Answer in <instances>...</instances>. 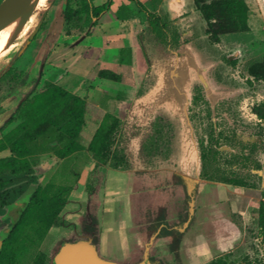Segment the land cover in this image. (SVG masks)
Masks as SVG:
<instances>
[{"label":"rangeland","instance_id":"1","mask_svg":"<svg viewBox=\"0 0 264 264\" xmlns=\"http://www.w3.org/2000/svg\"><path fill=\"white\" fill-rule=\"evenodd\" d=\"M46 1L0 55V135L15 124H5L15 99L35 82L41 89L51 81L78 96L86 90L81 97L118 118L114 158L101 165L84 149L57 159L56 143L35 155L40 191L70 192L61 193L59 221L42 238L25 223L5 249L1 243L0 264L39 259L55 264L69 244L115 264H207L219 258L227 264H264L258 220L264 201V118L254 113L264 115V81L247 72L264 55V0H246L249 31L223 36L240 49L228 57L239 61L235 65L225 59L210 64L202 57L195 37L206 30L205 20L194 0H188L190 11L175 17L167 13L168 0H137L146 12L134 0H92L96 8L106 6L96 21L84 13L82 0ZM147 13L157 22L153 28ZM189 14L195 19L177 22ZM190 28L195 37L181 39ZM189 39L198 64H172L176 56L169 49L179 50ZM8 64L26 84L9 79L11 74L7 78ZM102 70L117 78H101ZM98 125L87 117L82 145ZM201 142L210 148L204 174L212 180L203 176ZM221 178H239L253 188ZM200 184H207L205 193ZM8 212L14 222L18 210ZM2 227L8 235L9 224Z\"/></svg>","mask_w":264,"mask_h":264},{"label":"trees","instance_id":"2","mask_svg":"<svg viewBox=\"0 0 264 264\" xmlns=\"http://www.w3.org/2000/svg\"><path fill=\"white\" fill-rule=\"evenodd\" d=\"M134 1L145 11L137 0ZM194 4L206 22V33L212 41H217L220 35L247 32L250 29L249 7L244 0H194ZM82 10L89 19L96 21L106 10V6L96 8L92 0H82ZM62 13L66 14V10H62ZM147 14L149 19L154 18L153 15ZM150 20L149 26L153 28L157 22L154 24ZM230 63L235 65L236 60H230ZM247 72L253 80L264 81V55L261 61L252 63ZM5 74L7 78L11 74L9 79L15 82L18 80L26 84L23 77L15 79L13 76H16L13 64L7 65ZM99 76L104 79L117 78L115 73L107 70L100 71ZM36 85L35 82L23 98L15 99L14 112L5 122L15 124L9 129H2L0 135V154L8 153L0 156V238L3 249L14 232L20 230L21 225L25 223H31L33 234L36 238H42L59 221L60 209L65 204L61 193L70 192V188L59 189L50 195L40 191L34 163L31 161L35 155L46 152L56 143L57 146L54 145L52 153L57 159H65L84 149L88 150L93 159L101 165L108 164L114 158L111 148L119 126L118 118L51 81L45 82L41 89ZM254 113L259 119L264 118L260 110H255ZM87 117L96 118L99 125L85 147L79 139ZM209 155L210 148L201 142L203 176L207 180H212L204 174ZM218 181L253 188L239 178H221ZM23 197L26 200L20 203ZM19 203L18 208L16 205ZM9 209L18 210L14 222L9 221ZM258 220L259 229L264 233V201L259 203ZM5 224H9L11 228L8 235L2 234V226ZM7 258L10 259L9 256ZM42 263V259H39L38 264ZM207 264L227 263L219 258Z\"/></svg>","mask_w":264,"mask_h":264},{"label":"crops","instance_id":"3","mask_svg":"<svg viewBox=\"0 0 264 264\" xmlns=\"http://www.w3.org/2000/svg\"><path fill=\"white\" fill-rule=\"evenodd\" d=\"M244 1L247 2L246 0H244ZM188 3H189L188 0H168V2H167L168 8L167 9L169 12H167V13L171 14V17L180 16V15L183 16V14L186 11H190V9L188 8V6H189ZM159 7H162V5ZM194 17L195 16L193 14L192 15L189 14L186 17L179 18L177 20V22L178 23H183L184 21L191 22L192 20L195 19ZM248 24H249V19H248ZM205 28H206V22H205L204 29ZM226 35H228V34L220 35L217 41H211L209 38V35L206 33V30L201 32L200 36L195 37V36H193V31L190 28V29H187L186 31L182 32L181 39H183L184 37H187V38H194L195 37L196 43L198 45V49L201 52L202 57H204L205 59L210 61L211 62L210 64H216V61H218V60L221 61L222 59L228 60L227 61V62H229L228 64H231L229 60H236V58L228 59V57H230L231 55L239 54L240 49H239V47L235 48L237 45H233V43L229 42L227 39H225L223 37ZM190 40L191 39H189L188 42L184 43L183 46L179 50H174L173 48L169 49L170 46L168 47V49L170 50L169 52L172 55L176 56L174 58V60L171 61L172 64H198L196 57L191 53L189 47H187V43L191 42ZM140 51H141V49H140ZM180 56H184L185 58L183 59ZM151 64H155V63H151ZM235 64H240V63H239V61H236ZM85 92H86V90H83L80 93L81 96L84 95ZM81 96H79V97H81ZM81 98H83V97H81ZM96 106L99 107L98 105H96ZM7 154H8L7 152H3L0 154V156H5ZM179 175H182V176L187 177V178L189 177V175L184 173V172H182ZM206 181L207 180H205V182ZM202 187H203V192L205 193L206 192L205 190L208 188L207 184H205V185L200 184L199 185V192H201ZM210 187H212V186H210ZM208 190L210 191L211 188ZM232 207H233V211H235L234 205Z\"/></svg>","mask_w":264,"mask_h":264},{"label":"water","instance_id":"4","mask_svg":"<svg viewBox=\"0 0 264 264\" xmlns=\"http://www.w3.org/2000/svg\"><path fill=\"white\" fill-rule=\"evenodd\" d=\"M65 3L63 9L65 10ZM36 3L34 0H2L0 2V30L14 20L18 19V25L8 44L17 38L23 26L35 11ZM42 69V68H41ZM40 69V72H41ZM6 235V231L3 232ZM0 240V245H1ZM55 264H115L103 260L89 251L82 245L69 244L63 246L54 258Z\"/></svg>","mask_w":264,"mask_h":264},{"label":"bare ground","instance_id":"5","mask_svg":"<svg viewBox=\"0 0 264 264\" xmlns=\"http://www.w3.org/2000/svg\"><path fill=\"white\" fill-rule=\"evenodd\" d=\"M36 3L35 9H41L45 5L46 0H34ZM47 2V1H46ZM18 25V19L12 21L8 25H6L4 28H2L0 31L4 32V35L2 38H0V55L7 49L8 44L13 36V33ZM26 25V24H25ZM23 26V28L25 27ZM22 28V29H23Z\"/></svg>","mask_w":264,"mask_h":264},{"label":"flooded vegetation","instance_id":"6","mask_svg":"<svg viewBox=\"0 0 264 264\" xmlns=\"http://www.w3.org/2000/svg\"><path fill=\"white\" fill-rule=\"evenodd\" d=\"M3 231V230H2ZM1 242H2V238H0Z\"/></svg>","mask_w":264,"mask_h":264}]
</instances>
